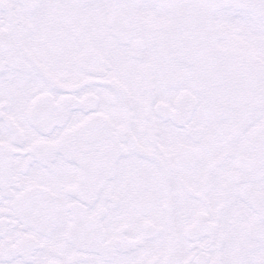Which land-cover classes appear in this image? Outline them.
Returning a JSON list of instances; mask_svg holds the SVG:
<instances>
[{
	"label": "snow or ice",
	"instance_id": "6c2138e0",
	"mask_svg": "<svg viewBox=\"0 0 264 264\" xmlns=\"http://www.w3.org/2000/svg\"><path fill=\"white\" fill-rule=\"evenodd\" d=\"M0 264H264V0H0Z\"/></svg>",
	"mask_w": 264,
	"mask_h": 264
}]
</instances>
